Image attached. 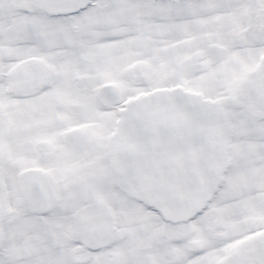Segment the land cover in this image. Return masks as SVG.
Listing matches in <instances>:
<instances>
[{"label": "snow or ice", "instance_id": "1", "mask_svg": "<svg viewBox=\"0 0 264 264\" xmlns=\"http://www.w3.org/2000/svg\"><path fill=\"white\" fill-rule=\"evenodd\" d=\"M0 264H264V0H0Z\"/></svg>", "mask_w": 264, "mask_h": 264}]
</instances>
